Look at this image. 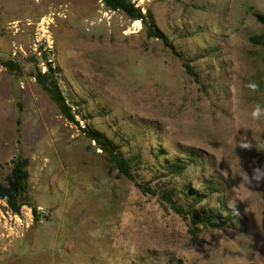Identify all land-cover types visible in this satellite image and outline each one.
Returning a JSON list of instances; mask_svg holds the SVG:
<instances>
[{"label": "rangeland", "instance_id": "374dc122", "mask_svg": "<svg viewBox=\"0 0 264 264\" xmlns=\"http://www.w3.org/2000/svg\"><path fill=\"white\" fill-rule=\"evenodd\" d=\"M127 1L165 41L104 0H0V183L29 160L20 213L0 200V264H264V0ZM50 68L133 181L36 81ZM181 187L220 228L171 210Z\"/></svg>", "mask_w": 264, "mask_h": 264}, {"label": "trees", "instance_id": "16d2710c", "mask_svg": "<svg viewBox=\"0 0 264 264\" xmlns=\"http://www.w3.org/2000/svg\"><path fill=\"white\" fill-rule=\"evenodd\" d=\"M105 4L114 11H122L133 21H140L143 26L147 29L148 36L151 38L162 39L165 41L162 33L155 27L153 19L150 16L144 15L134 3H131L127 0H104ZM258 20L264 23L262 17H258ZM256 40H264L263 37H259ZM44 60L47 61V57L44 56ZM12 63H6V67L11 68ZM187 71L192 74V70L187 65ZM196 76L195 74H193ZM36 81L42 86L44 91L51 97L53 102L59 108L61 114L64 118L79 126L81 131L93 142H95L98 147L109 155L111 162L116 166L119 173L127 178L128 180L133 181L134 176L131 173L130 161L125 159L122 154L118 151L119 147L114 144L110 139L106 137L105 134L99 131H92L88 128H82L77 121V116L79 113L73 110L72 106L67 102L66 97L64 96L61 87L57 79V73L53 69L48 71L37 70L35 75ZM29 160L19 158L13 163V169L10 176L7 178L6 183H0V200H5L8 202L10 210L15 214H19L23 204L20 202V198L28 190V172ZM169 172L176 177H182L184 172L187 169V164H178L172 163L168 166ZM143 192L155 195V191L151 189H146L142 186L139 187ZM174 192V193H173ZM181 194L186 198L185 203L180 204L181 199L177 194ZM193 195V196H192ZM163 196L165 201L169 204L172 211L176 214L187 217L192 216L191 219L194 224L210 228L218 229L221 227V224L208 212L198 209V206L204 201V196L198 192L188 190L186 187H181L179 190L176 188L171 189L170 191H164ZM174 197L177 198V201L174 200ZM35 212V211H34ZM173 264V263H170Z\"/></svg>", "mask_w": 264, "mask_h": 264}, {"label": "clouds", "instance_id": "9594fccd", "mask_svg": "<svg viewBox=\"0 0 264 264\" xmlns=\"http://www.w3.org/2000/svg\"><path fill=\"white\" fill-rule=\"evenodd\" d=\"M261 110L259 109V108H257V110H256V112H254L253 113V115H258V113L260 112ZM255 172H260V170L259 169H255L254 170ZM256 179H257V182L259 183V182H264V173H261L260 175H258L257 177H256Z\"/></svg>", "mask_w": 264, "mask_h": 264}, {"label": "bare ground", "instance_id": "6f19581e", "mask_svg": "<svg viewBox=\"0 0 264 264\" xmlns=\"http://www.w3.org/2000/svg\"><path fill=\"white\" fill-rule=\"evenodd\" d=\"M60 16V15H59Z\"/></svg>", "mask_w": 264, "mask_h": 264}]
</instances>
